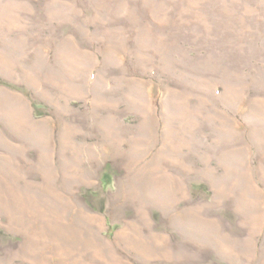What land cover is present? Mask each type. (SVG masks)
<instances>
[{
  "label": "rangeland",
  "instance_id": "rangeland-1",
  "mask_svg": "<svg viewBox=\"0 0 264 264\" xmlns=\"http://www.w3.org/2000/svg\"><path fill=\"white\" fill-rule=\"evenodd\" d=\"M0 264H264V0H0Z\"/></svg>",
  "mask_w": 264,
  "mask_h": 264
},
{
  "label": "bare ground",
  "instance_id": "bare-ground-1",
  "mask_svg": "<svg viewBox=\"0 0 264 264\" xmlns=\"http://www.w3.org/2000/svg\"><path fill=\"white\" fill-rule=\"evenodd\" d=\"M165 178V180L167 181L168 180V178H169V176H166V177H164ZM166 185V184H165ZM165 185H164V187H165ZM149 188H150V190H152V191H158L157 189L158 188H156V184L155 183H152V184H150L149 186H148ZM161 187H163V186H161ZM171 190V189H170ZM173 201L174 200V196H172V195H169V197H167L166 198V201Z\"/></svg>",
  "mask_w": 264,
  "mask_h": 264
},
{
  "label": "trees",
  "instance_id": "trees-1",
  "mask_svg": "<svg viewBox=\"0 0 264 264\" xmlns=\"http://www.w3.org/2000/svg\"><path fill=\"white\" fill-rule=\"evenodd\" d=\"M32 106H33V109H34V112L36 114L37 110L40 108V104L38 102H32ZM38 114V113H37Z\"/></svg>",
  "mask_w": 264,
  "mask_h": 264
}]
</instances>
